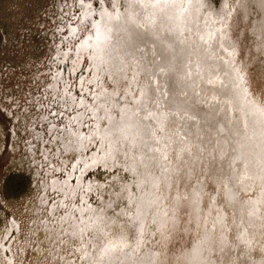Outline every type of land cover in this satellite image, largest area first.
<instances>
[{"label": "rangeland", "instance_id": "374dc122", "mask_svg": "<svg viewBox=\"0 0 264 264\" xmlns=\"http://www.w3.org/2000/svg\"><path fill=\"white\" fill-rule=\"evenodd\" d=\"M0 264H264V0H0Z\"/></svg>", "mask_w": 264, "mask_h": 264}]
</instances>
